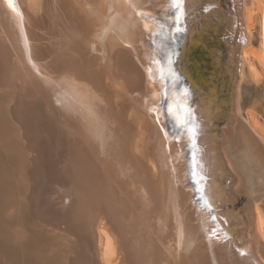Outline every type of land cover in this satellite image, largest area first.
Wrapping results in <instances>:
<instances>
[{
  "label": "bare ground",
  "instance_id": "bare-ground-1",
  "mask_svg": "<svg viewBox=\"0 0 264 264\" xmlns=\"http://www.w3.org/2000/svg\"><path fill=\"white\" fill-rule=\"evenodd\" d=\"M217 1L0 0V124L22 174L0 264H264V194L245 237L221 181L224 155L236 194L253 192L247 163L264 187V130L240 105L264 0ZM240 7L252 69L234 93L239 45L224 37L223 62L210 39L238 34Z\"/></svg>",
  "mask_w": 264,
  "mask_h": 264
},
{
  "label": "rangeland",
  "instance_id": "rangeland-1",
  "mask_svg": "<svg viewBox=\"0 0 264 264\" xmlns=\"http://www.w3.org/2000/svg\"><path fill=\"white\" fill-rule=\"evenodd\" d=\"M217 2H219L221 4V9L223 10V12H226V13L231 12L230 10L228 11V8L231 7L229 4L230 0H218ZM235 2H236V0H235ZM204 9L202 11H204ZM263 13H264V5H263L261 10L257 9L256 13H255V15H256L255 16L256 19H254V24L256 25V26L254 25L255 40H254V43H253L252 48H251L252 52H253V56L250 58L251 59L250 63H251L252 68H253V69L252 68L251 69H252L253 73L257 76L258 85L252 83V81L251 82L244 81L241 83V91H240V94H241V104L240 105H241L243 119L246 120V122L248 123V126H250L249 125L250 124L249 119H247L248 118L247 113L253 112V114H255L254 117L259 124V128L258 129L256 128L257 132L256 131L255 132L258 133V131H259L258 134H260V135L262 133L261 130H264V62H263L264 61V49L261 47L262 37L264 35V24H263V19H262ZM244 16H245V12H244L243 8L240 7V13H239L238 18H237L239 21V22L237 21L238 26H239L238 27L239 32L237 31L238 34L236 36H235V34L233 35L231 32L226 34V32H222V30H221L219 32V34L213 35L210 39V42H214L216 44H217V42L221 43L220 47H217L216 50L222 54L223 62H226L228 60V52L224 48V45H222V44H224L223 40L225 38L227 39V37H228L229 40L233 41L235 46L239 45L238 44L239 43L238 37L240 36V33H241L240 30H243L245 28V26H244L245 25V22H244L245 17ZM256 20L258 23L255 22ZM259 22H261V24ZM216 24H217V22H216ZM241 24H243V26H241ZM225 36H227V37H225ZM213 38H214V40H213ZM242 49H243V47L240 44L239 47L237 48V58L238 59H237L236 64H237V70L238 71H237V76H236L237 81H235L236 87L233 90L234 93L237 91V86L239 84V74H240V71L243 69V66L246 64L245 66H247V67L244 66V69L246 68L245 70L247 72L249 70H251L249 67V64L244 62V60L242 59V51H243ZM199 56H200V58H198ZM202 56H203V54L201 52L195 51L192 55L193 61L196 60L198 62H201ZM189 62H190V59H189ZM226 94H227V91L226 92L224 91L222 96L224 97ZM259 103H261V104H259ZM236 108L237 107L235 106L233 115H236V113H237ZM215 124L216 125H214L215 128H214L212 134H218L220 136L221 130L223 128H225V126L228 125V122L221 121V122H217ZM3 130H4V128L0 124V230H3V231L9 230L10 231L13 229V227H10L7 223L8 216L10 214V211L11 210L13 211V209H15L20 204V200L18 199V196H17L18 194L16 192V188H18L20 186V184H19V181L21 178L20 175H22L21 170H20V168H21V160H20L21 155L19 154V152L16 153L13 149H11V146L6 143V141H5L6 134L4 133L5 130H4V132H2ZM3 134H4V136H2ZM219 140H220V138H219ZM227 151L229 152L230 150H227ZM237 154L238 153H236V156H238ZM222 159H223L222 161H223V169H224L223 171L224 172L221 173V175H222L221 181L223 182V184L226 188V192L228 191L227 192V193H229L228 195L233 198L232 202H230L226 206L229 209L234 208V210H236V212H239V216L244 220L245 225L247 224L246 229L244 228L245 231L243 230L245 232V234L244 233L243 234L246 237L248 235V233H246L248 230V227H249L248 225L250 223L252 224V222H254L255 219H254V215H253L254 213L253 214L252 213L246 214V212L243 210L245 209L247 202L251 199V196H259V195L264 194V191H263L264 187H263L262 183L260 182V175H258L259 172H258L256 166L254 167V164L249 165V163H247L245 161L244 164L247 163L246 164L247 166H245L246 172H248V169H250L249 172L246 174H247L248 178L250 179L251 187L252 186L254 187V188L252 187L253 192L252 193L250 192V193H243V194L237 193L236 194L234 192V190H232L233 188L232 189L230 188V186H229L230 184L228 182V181H230V175L233 173L232 166L228 162V160L226 159V156L224 157V155H223ZM252 178L255 180H253ZM256 178H258V179H256ZM5 179H7V180H5ZM225 179H227V180H225ZM10 202H11V204H10ZM6 214H7V216H5ZM249 215H251V216H249ZM252 217H253V219H252ZM49 234L53 235L54 233L52 234L50 232ZM46 236L49 238H52V239L57 237V235H55V234H54V236H50V235L46 234ZM262 253L264 254L263 250H262Z\"/></svg>",
  "mask_w": 264,
  "mask_h": 264
},
{
  "label": "snow or ice",
  "instance_id": "snow-or-ice-1",
  "mask_svg": "<svg viewBox=\"0 0 264 264\" xmlns=\"http://www.w3.org/2000/svg\"><path fill=\"white\" fill-rule=\"evenodd\" d=\"M180 3H181V0H173V5L172 6L176 7L177 9H179L180 8ZM180 14L181 13L178 11V13H177V15L175 17L174 27H175V30L177 32L181 31ZM143 16H144V19H150L151 18L147 14H143ZM169 63H171V61H169ZM166 95L167 94L165 93V96ZM169 111L170 112L172 111L171 107H169ZM181 123L183 124L184 122L181 121ZM189 132L191 133V139H192L193 145H195V130H194V128L189 129ZM193 165H195V153H193ZM191 176L192 177L196 176V172H195L194 168H193V171L191 172ZM196 183L199 184L200 182L196 181ZM198 191H199V189H198ZM201 200L202 201L204 200L203 196H201ZM213 219H215V217H213ZM241 254L243 255L244 253H241Z\"/></svg>",
  "mask_w": 264,
  "mask_h": 264
},
{
  "label": "water",
  "instance_id": "water-1",
  "mask_svg": "<svg viewBox=\"0 0 264 264\" xmlns=\"http://www.w3.org/2000/svg\"><path fill=\"white\" fill-rule=\"evenodd\" d=\"M241 26H242V24H241ZM242 43H243V41H242ZM242 43H241V44H242ZM67 192H68V191L66 190V191H64L63 193H64V194H67ZM69 200H70L69 198H66L65 201L68 203ZM230 241H231V239H228V240H227V242H230Z\"/></svg>",
  "mask_w": 264,
  "mask_h": 264
}]
</instances>
